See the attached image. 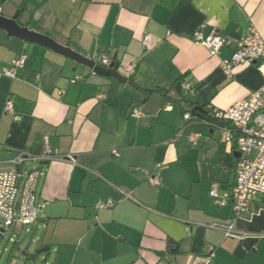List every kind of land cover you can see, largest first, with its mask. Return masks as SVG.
Returning <instances> with one entry per match:
<instances>
[{"label":"crops","instance_id":"0c3cea01","mask_svg":"<svg viewBox=\"0 0 264 264\" xmlns=\"http://www.w3.org/2000/svg\"><path fill=\"white\" fill-rule=\"evenodd\" d=\"M25 1L20 24L97 65L112 56L128 80L97 75L0 29V170H12L19 151L40 153L46 143L71 156L40 167L44 208L27 229L34 238L25 251L49 247L51 264H202L211 253L213 264H264V195L236 220L232 202L221 206L209 193L233 189L237 142L183 115L193 105L228 110L262 87L256 64L228 75L221 63L250 28L264 38V0H7L0 15L16 17ZM199 30L233 44L211 55L193 41ZM21 56L17 77L4 76ZM183 76L178 101L171 90ZM195 132L203 135L196 148L188 141ZM153 175L157 186L149 184ZM234 221L237 236L225 237L222 227Z\"/></svg>","mask_w":264,"mask_h":264},{"label":"built area","instance_id":"2783aa9c","mask_svg":"<svg viewBox=\"0 0 264 264\" xmlns=\"http://www.w3.org/2000/svg\"><path fill=\"white\" fill-rule=\"evenodd\" d=\"M204 29V28H203ZM193 41L203 45L211 55H216L224 46L233 44L230 38H224L216 31H211L204 35L202 30L194 34ZM148 45V41H144ZM26 63V58L21 56L11 61L9 70L3 75L15 79L18 69ZM256 64L257 68L264 76V38L255 28H250L248 33L239 38L236 42V49L230 59L223 60L222 69L231 75L232 69L241 64ZM111 64L110 55H102L100 65L108 68ZM103 98V96H100ZM5 112H13V102L6 103ZM135 116L140 112L134 110ZM215 120L221 124H215L226 134L223 141L235 140L241 157L238 162L236 183L229 194L219 196L217 189L210 190V196L220 199L221 206H226L232 202L234 219H239L250 210V205L256 195H264V84L261 88L250 93L244 100L237 102L228 110L216 111ZM186 121L191 119V115L186 113ZM213 128V122H205ZM227 124V125H226ZM184 129H181L177 136H181ZM203 135L199 132L191 133L188 141L192 147L200 145ZM255 152V156L250 159L248 155ZM113 154L118 156L117 150ZM71 156L58 154L46 143L44 150L35 153L32 150H21L10 160L14 167L12 170H0V217L3 219L2 227L8 230L27 228L35 224L38 220V213L44 208V204L38 200V181L42 174L41 166L55 160H67ZM30 165H34L30 167ZM160 167V166H158ZM149 184L159 185V179L153 175L149 179ZM126 198H131L129 194ZM111 205V204H109ZM225 237L237 236L235 221L222 227ZM213 253L203 258L202 264H213Z\"/></svg>","mask_w":264,"mask_h":264},{"label":"water","instance_id":"95a60500","mask_svg":"<svg viewBox=\"0 0 264 264\" xmlns=\"http://www.w3.org/2000/svg\"><path fill=\"white\" fill-rule=\"evenodd\" d=\"M0 29L5 30L10 36H14L16 38H19L21 40H24L28 43L38 44L45 46L46 48H49L50 50L54 51L55 53L64 56L66 58H69L78 64H81L83 66H86L93 70V72L100 76L105 77H114L118 79L121 82H127L128 80L125 78H122L115 69V63L110 64L109 68L102 67L101 65H97L95 61L86 58L79 53L64 47L60 44H58L55 40L50 38L49 36H46L41 33H37L35 31H31L29 28L21 26L17 22V17L13 18H7L2 15H0ZM132 83L131 81H129ZM195 110L199 112H203V107L198 106L195 108ZM239 156V154H238ZM5 229L0 225V235H4ZM50 250L49 247L42 248L40 250H37L34 254H30L25 250H22L20 247H17L15 251L24 258H27L28 260H34L37 255H40L42 253H47Z\"/></svg>","mask_w":264,"mask_h":264},{"label":"rangeland","instance_id":"374dc122","mask_svg":"<svg viewBox=\"0 0 264 264\" xmlns=\"http://www.w3.org/2000/svg\"><path fill=\"white\" fill-rule=\"evenodd\" d=\"M2 224L3 219L0 217V225L2 226ZM28 228L21 229V232H19L20 230H15L14 227L6 230L0 243V264H51L48 252L37 255L34 260L27 261L14 250V241L17 242L16 247H20L22 250L29 249L34 236L27 231ZM30 254H34V251ZM14 255L18 259H15Z\"/></svg>","mask_w":264,"mask_h":264},{"label":"trees","instance_id":"16d2710c","mask_svg":"<svg viewBox=\"0 0 264 264\" xmlns=\"http://www.w3.org/2000/svg\"><path fill=\"white\" fill-rule=\"evenodd\" d=\"M7 0H0V8L6 3ZM29 5V1H25L23 2L22 5H20V7L17 9V22L20 24L19 22V18L21 16L22 13H24L27 9ZM39 6V4H37ZM21 26H23L22 24H20ZM26 27V26H24ZM111 60H114V58L111 56ZM119 65L117 62H115V69H118ZM185 78L184 76L180 79H178L176 81V83L174 84L173 88L171 91H173L176 95V97H174L175 99H178V101H181V100H184L185 99V96H184V93H183V86L185 85ZM170 92V91H169ZM195 105H193V108L191 109V111H188V112H185L183 113L186 114V113H189L191 115V119L189 121H186V124H190L191 122H194V121H198V122H202L203 125L205 124V122H213L214 123V126L213 128H216V125L217 124H221V123H218V121H216L214 118V114H215V110H210L208 109L206 106L204 105H201V107H203V112H199L197 110H195ZM195 123V122H194ZM216 124V125H215ZM206 125V128L209 130L211 129V126ZM15 246V245H14ZM169 251L170 252H178V246H174L172 244L169 245Z\"/></svg>","mask_w":264,"mask_h":264}]
</instances>
